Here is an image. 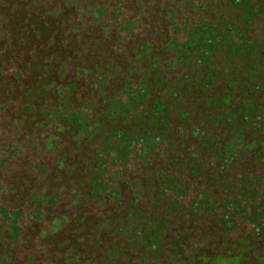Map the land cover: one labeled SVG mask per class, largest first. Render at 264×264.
I'll list each match as a JSON object with an SVG mask.
<instances>
[{
    "label": "flooded vegetation",
    "instance_id": "obj_1",
    "mask_svg": "<svg viewBox=\"0 0 264 264\" xmlns=\"http://www.w3.org/2000/svg\"><path fill=\"white\" fill-rule=\"evenodd\" d=\"M237 74L241 90L264 76V0H0V118L21 114L8 130L0 119V264L46 218L17 253L26 264H82L86 230L119 212L141 211L135 229L164 254L199 229L224 242L228 196H254L235 193L248 154L228 145L261 119ZM4 196L22 197L9 208ZM64 224L56 257L47 240Z\"/></svg>",
    "mask_w": 264,
    "mask_h": 264
},
{
    "label": "trees",
    "instance_id": "obj_2",
    "mask_svg": "<svg viewBox=\"0 0 264 264\" xmlns=\"http://www.w3.org/2000/svg\"><path fill=\"white\" fill-rule=\"evenodd\" d=\"M248 77L249 75H245L240 78L238 74L231 77V82L237 79L240 81L238 92L242 86L249 84ZM259 83L264 84V76ZM259 83H251L238 95L244 96L245 90L248 116L258 109L256 118L261 119L251 120L253 124L248 126L242 124L243 126L234 127L235 140L228 145L231 149L239 147L237 156L248 154L239 170V178H242L239 184L244 186L235 193L243 195L249 190L248 195L254 196H228L229 212L233 214L234 221L229 224L230 220L232 222V215L226 220L227 239L223 242L222 233L219 231L199 229L195 232L197 235L193 236L194 240L186 243L187 237L176 239L167 249L168 253L164 254L165 251L160 252L157 237L153 238L148 230L145 234H139L135 229L138 224L144 223L141 211L131 220L126 212L112 213L108 218L99 216L93 231L90 229V232L89 228L86 230L88 232L83 237L81 253L84 249L87 254L82 264H219L222 260H231V264H264V85L259 87L261 89L258 92L254 90L259 89ZM234 86L230 85L231 92L235 91ZM254 93L256 94L252 95ZM254 107L257 108L254 110ZM63 220L61 217L56 223L61 224ZM155 252V258L160 255L161 259L150 263ZM81 253L75 256L77 260L81 259ZM163 257L167 261L161 262Z\"/></svg>",
    "mask_w": 264,
    "mask_h": 264
},
{
    "label": "rangeland",
    "instance_id": "obj_3",
    "mask_svg": "<svg viewBox=\"0 0 264 264\" xmlns=\"http://www.w3.org/2000/svg\"><path fill=\"white\" fill-rule=\"evenodd\" d=\"M190 18L191 17H188L186 19L190 20ZM207 27L208 26L206 25L204 27V29H206ZM208 33H210V32H208V30L204 31V36L206 37V35ZM181 51H182V54L190 53V50H186L184 48ZM191 61H192V58H189L187 60V63H191ZM112 81L114 82V84H118V85L122 84L121 75H120V77L113 78ZM20 116H21V114H20V112L17 113L16 108L14 109L13 107H8L5 110V113H3L2 117L0 118L1 119V129L2 130H8V125L13 123V119L18 118ZM4 120H6V121H4ZM19 128H20V126H19ZM19 135L21 137H24L25 139H27L28 135H30V134H28L27 132H21ZM34 136H37V135L34 134ZM13 139L14 138L11 136V133H2L1 146H6V144H11ZM38 144L42 145L41 142H39ZM21 197L22 196H4V198L7 200V205L10 206L9 208H14L15 204L19 206L18 201ZM12 206H14V207H12ZM72 209H74V208H72ZM48 223H49V219L46 218L44 225L42 223L28 224V226L25 228V231H23V233H21L18 236V238H20L18 240V242L14 246H12V248L10 249V254L8 255V257H9L8 263L9 264H26L25 255L24 254L18 255L17 254L18 251L19 250H22L24 252L30 251L32 249L31 240L34 239L36 236H40L42 234V230L46 227V225ZM68 229L69 228L66 227V224H64L62 229H61V232L59 234L52 235L50 237V240H47V241H49V243L46 246V249L49 252H51L52 254H53V252H55L54 255H56V257H58L61 254L62 250L58 251L55 244L58 241L68 237V234H69ZM63 232H64V234H63ZM42 235L44 236V233ZM43 240H45V239H43ZM21 241L25 242V244H23L24 248L21 247ZM77 250H78V248H77ZM79 253H81V248H79ZM81 254H82L81 259L82 260L85 259L87 252L85 253L84 249H83ZM65 259H67V258H63V259L62 258H59V259L56 258V263L58 262V264H67L66 262H64ZM219 264H231V260H222V262H220Z\"/></svg>",
    "mask_w": 264,
    "mask_h": 264
}]
</instances>
